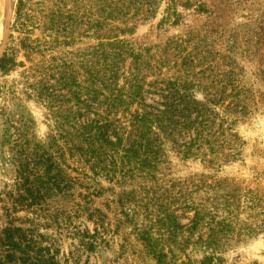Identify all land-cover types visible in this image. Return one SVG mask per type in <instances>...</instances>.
Here are the masks:
<instances>
[{"label":"rangeland","instance_id":"obj_1","mask_svg":"<svg viewBox=\"0 0 264 264\" xmlns=\"http://www.w3.org/2000/svg\"><path fill=\"white\" fill-rule=\"evenodd\" d=\"M126 6L120 19L117 0H0V59L13 62L0 71V240L6 229L22 228L34 252L54 264H159L151 245L168 264H264V0ZM123 46L141 58L139 72L131 57L117 59ZM101 50L116 60L111 72L124 94L131 69L138 72L143 104L155 112L168 95L165 81L191 82L212 122L206 144L185 157L195 134L184 132L165 145L157 181L125 188L69 160L72 197L20 203L14 158L26 154V142L31 149L58 138L59 114L77 109L73 93L88 101L90 56ZM83 114L82 121L92 118ZM158 195L157 206L148 205ZM150 228L152 241L144 242ZM6 255L0 246L1 263Z\"/></svg>","mask_w":264,"mask_h":264},{"label":"trees","instance_id":"obj_2","mask_svg":"<svg viewBox=\"0 0 264 264\" xmlns=\"http://www.w3.org/2000/svg\"><path fill=\"white\" fill-rule=\"evenodd\" d=\"M131 1L117 0V18L129 14L130 8L126 4L129 5ZM119 49L117 59L125 58V55L131 57L139 72L141 58L124 46ZM94 53L99 57L95 54L90 56L95 57V60L90 62L87 70L88 101L83 102L78 93H73L77 109H68L65 114H59L58 138L52 137L48 146L36 145L31 149L26 142L20 149L21 153L26 154L14 158L20 203L28 202L29 207H41L53 198L72 197L69 160L88 167L94 177L104 176L117 184L118 188H125L132 181H157V171L166 155L165 145L178 144V138L184 132L193 130L195 134L189 143L184 144L182 154L185 157L194 156L193 148L202 149L208 140L205 135L212 129L209 127L212 123L210 114L207 105L198 102L190 94V89H193L191 82L183 81L180 77L165 81L168 95L164 96V107L155 112L143 104V87L138 72L132 73L131 69L132 80L128 82V92L124 94V89L118 87L114 78L116 74L112 75L111 72L113 69L110 64L116 60L111 59V54L104 50ZM12 65V59L7 55L0 59V71L8 70ZM176 97L184 100L182 110L177 106ZM132 104H137L139 108L132 112ZM80 105H84V108H78ZM94 110L96 112L93 113ZM195 110L198 113L192 118L191 112ZM89 112L93 113L92 118L82 121L83 113L89 115ZM181 116L187 118L181 121ZM29 151L32 153L28 154ZM117 195L118 205L124 206L125 193ZM147 198L150 199L149 196ZM161 198L151 197L150 202L154 204L148 205L157 206ZM134 202L137 201L134 199ZM165 218L171 221L170 216L166 215ZM163 219L158 215L155 220L154 224L159 229H162ZM200 219L197 213L193 224H197ZM152 234V228L144 230L142 240L150 243ZM27 236L22 228H8L2 233L0 246L6 251L9 261L0 264H54L53 258L48 261L42 256V251L34 252L37 245L30 243ZM147 247L153 249L152 255L159 264H168L166 254L159 252L155 246Z\"/></svg>","mask_w":264,"mask_h":264}]
</instances>
